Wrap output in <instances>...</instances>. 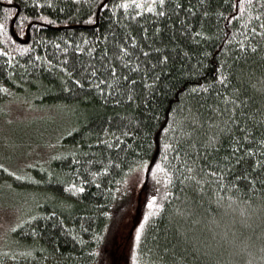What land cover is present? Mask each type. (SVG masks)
I'll use <instances>...</instances> for the list:
<instances>
[{
  "label": "trees",
  "instance_id": "1",
  "mask_svg": "<svg viewBox=\"0 0 264 264\" xmlns=\"http://www.w3.org/2000/svg\"><path fill=\"white\" fill-rule=\"evenodd\" d=\"M98 2L52 0L49 5L40 0L34 5L33 0H0V22L5 24L0 49L8 54H0V104L23 95L35 104V110L52 109L65 115V130L51 137L54 145L45 159L15 176L7 167L0 168L1 188L32 194L30 206L11 231L9 247L0 252V264H116L120 240L124 246L119 235L136 200L137 176L141 177L140 201L133 219L129 264H264V30L259 27L264 17L258 19V11L246 7L229 20L235 0H168L163 9L166 16L143 12L136 17L129 9L131 18L119 10L115 15L105 9L97 13ZM175 2L183 8L175 9ZM189 6L193 15H187ZM204 11L210 15L204 17ZM93 13L94 20L89 21ZM182 25L202 30L205 36H189ZM125 35L137 41L136 45L123 41L135 53L129 67L140 64L134 79L155 64L156 49L169 55L163 70L158 66L149 73V78L159 77L151 94L140 92L139 83L136 86L147 106L139 99L129 104L119 94L122 103L114 105L94 87L75 85L63 71L64 67L79 70L76 78L81 79L90 67L100 65L107 50L108 62L122 72L113 55H119L114 44ZM239 43L248 46L247 51ZM76 47L82 51L76 52ZM220 65L229 73L231 86H221L216 79ZM191 67L198 72L190 73ZM124 74L132 76L131 71ZM92 83L99 81L93 78ZM199 85H211L208 92L194 95L206 100L201 115L213 127L202 129L197 137L199 151L193 147L189 152L193 164L173 159L164 145L190 131L188 117L194 100L189 90ZM109 86L118 85L109 78ZM237 88L245 104L233 120L244 122L247 113L254 139L243 140L244 133L234 124L225 126L227 116L216 117L208 111L220 92L228 96ZM220 107H225L224 101ZM153 109L158 118L152 116ZM173 119L177 124L173 125ZM163 127L172 130L164 133ZM128 131L135 135L129 138ZM121 133L123 141L118 138ZM212 135L218 142L205 150L203 145ZM98 139L104 143H97ZM113 143L119 147H109ZM153 158L180 180L189 179L180 184L173 177L165 183L163 174L138 167ZM181 163L184 167L177 172ZM209 168L222 175L209 177ZM72 184L84 192L70 191ZM153 195L158 199L150 207ZM156 204L162 207L157 209Z\"/></svg>",
  "mask_w": 264,
  "mask_h": 264
},
{
  "label": "snow or ice",
  "instance_id": "2",
  "mask_svg": "<svg viewBox=\"0 0 264 264\" xmlns=\"http://www.w3.org/2000/svg\"><path fill=\"white\" fill-rule=\"evenodd\" d=\"M45 2L49 5H51L52 0H45ZM168 0H151L150 3H145L144 0H117V2H113V0H99L97 4V13L101 9L105 10H110L113 15L117 13L119 10L120 15L128 14L129 18H131V13H129V9L132 10V12L135 14L136 17H142L143 12H148V13H154L157 16L163 17L166 16L167 13L163 11L165 8L166 3ZM34 5H39L40 0H33ZM111 4V8H109V5ZM173 7L177 10H181L183 8V5L180 4L179 2H175L173 4ZM234 9V11L229 14L228 19L231 20L235 17H237L240 13L245 11V8H255L258 11L257 18L264 17V0H235L233 4L230 5ZM201 8H203V5H201ZM143 10V11H139ZM7 11V9H5ZM60 11H63V9H60ZM96 13H93L88 16L89 21L94 20V16ZM187 15H193V9L191 6L188 7L187 9ZM209 12L204 11L203 16L207 17L209 16ZM41 19L44 21H48L49 17L48 16H42ZM55 23V21H52ZM182 27L185 28V33L189 36L193 37H204L205 33L201 31H195L194 29L185 27L182 25ZM262 30H264V24H261L259 26ZM5 28V24L3 22H0V30H3ZM145 33L147 32V29H144ZM253 33H255V29L252 30ZM20 35H24L23 32L19 33ZM264 34V33H262ZM184 36V33L181 34ZM115 40V38H114ZM122 41L121 43L114 44L116 53L119 55L114 54L113 59L119 60L120 62V69L123 71L121 72L118 70V68L115 66L114 63H109V57L107 55V50H105V56L103 58V61L100 63L98 67H90L88 70V73H85L84 77L81 79L76 78V72L79 70H73L70 71L67 67L63 68V71L68 73L69 77L71 78L72 82L80 86L81 88L88 87V88H95L97 93L101 96L104 97L105 99L110 98L111 102L114 105H119L122 103L120 99L117 98V94L120 96H123L124 99L129 103H135L136 100H140V104L142 106H147L149 103L145 99H140V95L137 92V84L139 83L140 85V92H148L151 94V89L155 86V83L159 80V77L152 75L151 78H149V73L153 72L156 67H161V70H163V67H166L169 61V55H165L161 53L160 49H156V56H155V64H152L148 70L144 71L139 79H134L133 76H135L138 72H140V64L139 62L135 63V67L130 68L129 65L132 64V56L135 54L134 52H130L129 48L126 46L123 41H130L132 45H136L137 41L135 37L125 35L120 38ZM71 43V41H69ZM240 49L247 51L248 46H246L244 43H239L237 45ZM57 48L60 47L59 44L56 45ZM64 52H67L68 49L64 48ZM76 52H81L82 49L80 47L75 48ZM0 54H3L7 56L8 54L4 51V49H0ZM139 55L147 58L149 56V52H140ZM187 55V53H185ZM201 55H206L204 53H201ZM125 57H127V63H125ZM36 59H40V57H36ZM67 58L65 57V61ZM9 64L12 63V61L9 59L7 61ZM48 64L51 65L52 61L48 60ZM132 72V76L125 75L124 73L126 72ZM190 73L195 74L198 72L197 67H191L189 69ZM229 73L225 69L224 65H220L219 68V75L216 78L221 86L224 85H229L231 86V82L229 81ZM95 78L97 81H99L98 84H93L92 80ZM109 78L111 79L112 83L115 85H118L116 87H110L109 86ZM83 81V82H82ZM122 81V83H120ZM211 88V85L205 86V85H199L198 88H192L189 90L191 94H193V105L192 109L193 111L190 113L188 120L190 121L189 128L190 131L183 133L180 136H177L174 139L173 143H166L164 145L165 151L171 150L172 152V158L175 160H180L183 158V160L188 161L191 160L192 163H195V160L193 159V156L189 154L190 150L195 147L197 152L199 151V148L201 147V142L200 140L197 139V137L200 135V132L202 129H211L213 126L208 124L204 118L203 115H201L204 112V104L206 103L205 101H201L200 99H196L195 95L198 91L201 92H208ZM4 92H8L7 88H2ZM229 96L231 97L229 99ZM249 103L251 102V98H247ZM220 101L225 102V107L221 108L220 107ZM215 106L213 105H208V111L213 114V116L216 117H223L227 116L228 120L225 124H234L235 128L240 129L244 135L242 136L243 140H250L254 139V133L255 129L253 128L252 131H249L247 120L249 119L247 113L244 115V122H241L240 120H233V117L236 115L237 110L239 108H243L245 104V97L241 93V89L237 88L234 89L231 93H229L228 96L225 95L224 92H220L219 96L217 97L216 101H214ZM230 105V107H229ZM152 116L155 118H158L156 110H152ZM213 116H209L208 120L211 121ZM173 125L177 124V120L173 119L172 121ZM170 130H172L169 127H163L164 133H168ZM135 133L132 131L127 132V136L131 138L134 136ZM123 136L124 133H121L120 136L118 137L121 141H123ZM116 138H114L115 140ZM217 137L216 135H212L211 139L207 141L203 146L205 147V150H207L208 147L213 146L214 143H217ZM97 143H104L103 141H100L99 139L97 140ZM239 142L237 141V144ZM261 143H264V141H261ZM109 147H119V145H116L113 143ZM235 149V145H234ZM248 153H252V148L247 149ZM164 159H167V157H164ZM111 162V161H110ZM259 163V161L257 162ZM154 164V167H153ZM138 167H146V170L152 173L156 174H163V180L165 183H171L172 178L176 177L177 183L183 184L188 177H185V180H180L179 176H177L176 172H169L167 169L163 168L159 162H156L155 158L151 162L145 161L141 165H138ZM184 167V164H179L177 166V172L180 171L181 168ZM0 168H4V165L0 164ZM7 170V169H5ZM104 172L108 171V168L103 169ZM189 172L192 171L191 168L188 169ZM201 171H204L201 169ZM13 176L16 175L15 172L12 173ZM180 175H183L181 172ZM206 175L209 177L211 176H216L220 177L222 174L214 171L213 169L209 168L206 172ZM192 180H195L196 177L192 176ZM70 191L73 192H84V188L80 187L77 188L75 184L69 185L68 186ZM165 195H168L167 192H165ZM158 197L153 195L151 199L149 200V206H153V202L157 201ZM155 207L159 209L162 207L160 204H156ZM145 219H147V214L145 215ZM141 227L143 225L141 224ZM140 236V229H137L136 231V237L137 239Z\"/></svg>",
  "mask_w": 264,
  "mask_h": 264
},
{
  "label": "rangeland",
  "instance_id": "3",
  "mask_svg": "<svg viewBox=\"0 0 264 264\" xmlns=\"http://www.w3.org/2000/svg\"><path fill=\"white\" fill-rule=\"evenodd\" d=\"M17 98L19 100L10 97L0 104V164L23 174L32 163L36 164L49 155L54 145L51 137L58 134V131L65 130V115H57L60 112L52 109L35 110V104L26 100L25 96L18 95ZM139 179L140 176L135 178L136 200L133 209L119 235L124 246H121L120 240L114 254L118 258L116 264H129L134 232L133 219L140 201ZM31 199L32 194L23 191L11 192L8 187H0V252L9 247L7 244L11 231L30 206Z\"/></svg>",
  "mask_w": 264,
  "mask_h": 264
}]
</instances>
